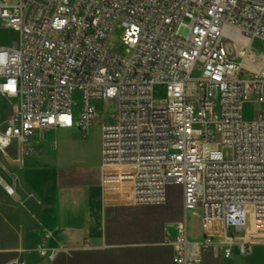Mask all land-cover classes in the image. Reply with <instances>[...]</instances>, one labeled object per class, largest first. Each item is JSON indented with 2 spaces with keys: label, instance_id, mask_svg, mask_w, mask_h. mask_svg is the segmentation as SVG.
<instances>
[{
  "label": "built area",
  "instance_id": "2783aa9c",
  "mask_svg": "<svg viewBox=\"0 0 264 264\" xmlns=\"http://www.w3.org/2000/svg\"><path fill=\"white\" fill-rule=\"evenodd\" d=\"M117 27L128 56L109 49ZM0 29L17 34L0 46V151L31 155L46 129L85 137L115 100L101 120L108 202L159 207L182 187L173 264H203L217 237L231 258V229L242 255L264 247V0H0ZM249 103L261 109L247 120ZM60 250L34 253L51 264Z\"/></svg>",
  "mask_w": 264,
  "mask_h": 264
},
{
  "label": "crops",
  "instance_id": "0c3cea01",
  "mask_svg": "<svg viewBox=\"0 0 264 264\" xmlns=\"http://www.w3.org/2000/svg\"><path fill=\"white\" fill-rule=\"evenodd\" d=\"M31 146V155L12 147L0 157V264H45L34 253L40 244L61 249L51 264H173L169 240L185 222L183 194L176 213L169 209V187L167 203L159 207L108 202L101 187L100 121L85 137L76 128L37 131ZM187 222L189 238L200 240L197 213H189ZM228 235L232 257H224L217 237L203 251V264H264L262 245L242 255L244 231Z\"/></svg>",
  "mask_w": 264,
  "mask_h": 264
},
{
  "label": "rangeland",
  "instance_id": "374dc122",
  "mask_svg": "<svg viewBox=\"0 0 264 264\" xmlns=\"http://www.w3.org/2000/svg\"><path fill=\"white\" fill-rule=\"evenodd\" d=\"M17 0H13V4H15ZM123 36H124V29L117 27L113 34L112 39L109 43V49L116 51L120 55L128 56L126 49L127 47L123 44ZM53 37V36H52ZM17 39V34L12 30H2L0 29V46H7L11 45L15 40ZM254 49L255 52L258 54H261L264 52V42L257 40L254 43ZM199 74L195 73L194 77H197ZM4 110L7 109V105L3 106ZM98 111L100 114H102L101 119L99 120L101 122L102 119H105L106 121L109 120L110 116L113 114H116L118 111V103L115 100H108L104 103L97 105ZM261 105L259 104H247L245 107V118L247 120L253 119L254 115L260 111ZM226 157L230 158V152L229 150L225 151ZM4 153L0 151V157L3 156ZM1 174H3L2 171H0ZM183 194L182 187L177 185H171L169 186V209L172 213L177 212V208L179 206V202L181 199V196ZM231 231L230 235H235ZM238 234V232H236Z\"/></svg>",
  "mask_w": 264,
  "mask_h": 264
}]
</instances>
